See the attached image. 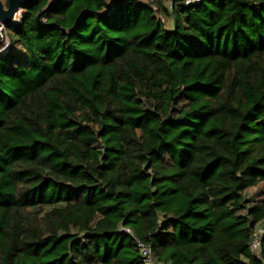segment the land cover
Returning <instances> with one entry per match:
<instances>
[{"label": "trees", "instance_id": "obj_1", "mask_svg": "<svg viewBox=\"0 0 264 264\" xmlns=\"http://www.w3.org/2000/svg\"><path fill=\"white\" fill-rule=\"evenodd\" d=\"M52 1L0 53V264H264V0Z\"/></svg>", "mask_w": 264, "mask_h": 264}, {"label": "built area", "instance_id": "obj_2", "mask_svg": "<svg viewBox=\"0 0 264 264\" xmlns=\"http://www.w3.org/2000/svg\"><path fill=\"white\" fill-rule=\"evenodd\" d=\"M144 2L153 1V0H142ZM176 0H160V2L164 5V7L168 9H172L174 7ZM203 2V0H184V5L189 6H195L199 5ZM16 22V21H15ZM8 42V41H7ZM9 46V42L7 43V47ZM125 232L130 233L129 230H125ZM264 234V226L258 229V231L254 234L253 240L250 245V251L253 255H255L257 258H261V236ZM138 248L141 252V255L143 256V263L144 264H158L155 262L153 258L152 249L150 246H147L141 242H138Z\"/></svg>", "mask_w": 264, "mask_h": 264}, {"label": "water", "instance_id": "obj_3", "mask_svg": "<svg viewBox=\"0 0 264 264\" xmlns=\"http://www.w3.org/2000/svg\"><path fill=\"white\" fill-rule=\"evenodd\" d=\"M35 0H9L8 7L3 0H0V29L2 27L8 28L15 23V17L21 11L23 7H27ZM59 0H53L46 8V11L50 10Z\"/></svg>", "mask_w": 264, "mask_h": 264}, {"label": "rangeland", "instance_id": "obj_4", "mask_svg": "<svg viewBox=\"0 0 264 264\" xmlns=\"http://www.w3.org/2000/svg\"><path fill=\"white\" fill-rule=\"evenodd\" d=\"M4 1V0H3ZM6 1H4L5 3ZM150 2V1H148ZM20 14H21V11L18 13V15L15 17V21H18L19 18H20ZM168 26H169V22H168ZM6 32H7V28L6 27H2L0 29V43H5L4 46L0 49V53H3V52H6L8 47H7V38H6Z\"/></svg>", "mask_w": 264, "mask_h": 264}]
</instances>
